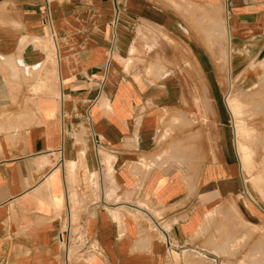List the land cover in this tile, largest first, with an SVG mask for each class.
I'll list each match as a JSON object with an SVG mask.
<instances>
[{
  "label": "crops",
  "instance_id": "0c3cea01",
  "mask_svg": "<svg viewBox=\"0 0 264 264\" xmlns=\"http://www.w3.org/2000/svg\"><path fill=\"white\" fill-rule=\"evenodd\" d=\"M260 84L264 0H0V264H264Z\"/></svg>",
  "mask_w": 264,
  "mask_h": 264
},
{
  "label": "rangeland",
  "instance_id": "374dc122",
  "mask_svg": "<svg viewBox=\"0 0 264 264\" xmlns=\"http://www.w3.org/2000/svg\"><path fill=\"white\" fill-rule=\"evenodd\" d=\"M258 86L242 92L225 91V114L235 120L232 122L234 140L249 195L253 198L259 196L264 203V91L261 84ZM242 145L246 146L249 154H244Z\"/></svg>",
  "mask_w": 264,
  "mask_h": 264
},
{
  "label": "built area",
  "instance_id": "2783aa9c",
  "mask_svg": "<svg viewBox=\"0 0 264 264\" xmlns=\"http://www.w3.org/2000/svg\"><path fill=\"white\" fill-rule=\"evenodd\" d=\"M68 234L65 232L64 234L61 235V240L62 241H67ZM75 239V244L78 246V250L81 252L86 250L88 246H90L89 240H86L83 236L81 235H76L74 236Z\"/></svg>",
  "mask_w": 264,
  "mask_h": 264
},
{
  "label": "bare ground",
  "instance_id": "6f19581e",
  "mask_svg": "<svg viewBox=\"0 0 264 264\" xmlns=\"http://www.w3.org/2000/svg\"><path fill=\"white\" fill-rule=\"evenodd\" d=\"M219 25V24H218ZM261 256V255H260ZM260 264V263H259Z\"/></svg>",
  "mask_w": 264,
  "mask_h": 264
}]
</instances>
